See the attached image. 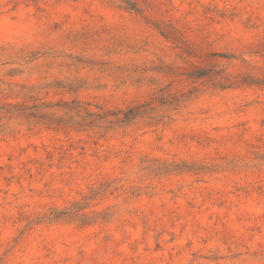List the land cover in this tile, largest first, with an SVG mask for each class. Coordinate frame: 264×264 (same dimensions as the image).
<instances>
[{
    "label": "rangeland",
    "instance_id": "obj_1",
    "mask_svg": "<svg viewBox=\"0 0 264 264\" xmlns=\"http://www.w3.org/2000/svg\"><path fill=\"white\" fill-rule=\"evenodd\" d=\"M0 264H264V0H0Z\"/></svg>",
    "mask_w": 264,
    "mask_h": 264
}]
</instances>
